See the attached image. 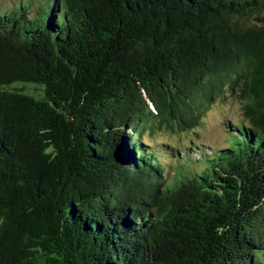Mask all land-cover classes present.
Masks as SVG:
<instances>
[{
  "label": "trees",
  "instance_id": "16d2710c",
  "mask_svg": "<svg viewBox=\"0 0 264 264\" xmlns=\"http://www.w3.org/2000/svg\"><path fill=\"white\" fill-rule=\"evenodd\" d=\"M32 3L0 7V264H264V0ZM226 91L215 154L142 138Z\"/></svg>",
  "mask_w": 264,
  "mask_h": 264
},
{
  "label": "rangeland",
  "instance_id": "374dc122",
  "mask_svg": "<svg viewBox=\"0 0 264 264\" xmlns=\"http://www.w3.org/2000/svg\"><path fill=\"white\" fill-rule=\"evenodd\" d=\"M18 0H1L0 7H9L13 3L16 4ZM23 1V0H22ZM42 0H33L29 10L35 7V4L41 3ZM46 7V6H43ZM242 101L239 97L231 96L228 91L219 96L211 105L205 110L204 116L200 121V125L194 128H189L188 131L177 130L170 131H157L151 133L144 131L142 138L145 141H163L177 145L183 149L188 142H191L190 147L193 145L204 147L208 152L217 151L224 148L235 141V135L227 134L226 126L231 122L246 121L242 111ZM211 148V150H210ZM200 149V148H198ZM198 149L191 151L190 158L195 159L198 156Z\"/></svg>",
  "mask_w": 264,
  "mask_h": 264
}]
</instances>
